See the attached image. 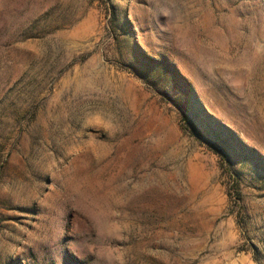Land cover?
<instances>
[{"label":"rangeland","instance_id":"1","mask_svg":"<svg viewBox=\"0 0 264 264\" xmlns=\"http://www.w3.org/2000/svg\"><path fill=\"white\" fill-rule=\"evenodd\" d=\"M0 264H264V0H0Z\"/></svg>","mask_w":264,"mask_h":264},{"label":"clouds","instance_id":"2","mask_svg":"<svg viewBox=\"0 0 264 264\" xmlns=\"http://www.w3.org/2000/svg\"><path fill=\"white\" fill-rule=\"evenodd\" d=\"M84 127L99 129L108 135H115L120 131L118 119L114 113L105 115L101 110H95L90 114H85Z\"/></svg>","mask_w":264,"mask_h":264},{"label":"trees","instance_id":"3","mask_svg":"<svg viewBox=\"0 0 264 264\" xmlns=\"http://www.w3.org/2000/svg\"><path fill=\"white\" fill-rule=\"evenodd\" d=\"M228 174H229V177L233 180V181H236V179H235V175H234V172H233V169L231 168V166H230V168H228ZM230 195V197L232 198V195H236V196H239V197H241V192H240V190H239V184L238 183H236V185L233 187V189H232V191H231V193L229 194ZM235 196V197H236ZM238 198H235V200H237ZM238 201H240V199H238Z\"/></svg>","mask_w":264,"mask_h":264}]
</instances>
